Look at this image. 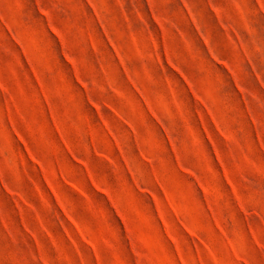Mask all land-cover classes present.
I'll list each match as a JSON object with an SVG mask.
<instances>
[{"label": "rangeland", "instance_id": "rangeland-1", "mask_svg": "<svg viewBox=\"0 0 264 264\" xmlns=\"http://www.w3.org/2000/svg\"><path fill=\"white\" fill-rule=\"evenodd\" d=\"M0 264H264V0H0Z\"/></svg>", "mask_w": 264, "mask_h": 264}]
</instances>
